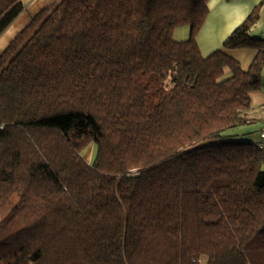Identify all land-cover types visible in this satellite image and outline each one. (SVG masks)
<instances>
[{"label":"trees","instance_id":"16d2710c","mask_svg":"<svg viewBox=\"0 0 264 264\" xmlns=\"http://www.w3.org/2000/svg\"><path fill=\"white\" fill-rule=\"evenodd\" d=\"M208 1L60 0L10 41L0 264H264V150L236 132L262 81L260 4L204 56ZM23 10L0 0V35ZM236 48L257 51L248 69Z\"/></svg>","mask_w":264,"mask_h":264},{"label":"crops","instance_id":"0c3cea01","mask_svg":"<svg viewBox=\"0 0 264 264\" xmlns=\"http://www.w3.org/2000/svg\"><path fill=\"white\" fill-rule=\"evenodd\" d=\"M60 0H22L24 10L0 35V54L10 41L19 33L41 9ZM260 4V20L251 29V34L264 38V0H209L208 16L200 28L196 40L200 51L207 56L217 49H222L224 39L250 14L253 8ZM190 25L179 26L173 31V38L182 41L190 36ZM237 59L243 69H248L257 51L252 48H236L226 51ZM252 109L250 116L253 123L237 127L238 134L250 133V139L260 138L259 129L264 121V68L261 86L250 91ZM249 136V135H248ZM264 167V165H263Z\"/></svg>","mask_w":264,"mask_h":264},{"label":"rangeland","instance_id":"374dc122","mask_svg":"<svg viewBox=\"0 0 264 264\" xmlns=\"http://www.w3.org/2000/svg\"><path fill=\"white\" fill-rule=\"evenodd\" d=\"M242 128H243V126L241 127V129ZM232 139L234 141H242V139L244 140L245 138H238L237 135H236ZM94 150H95L94 146L90 145V147L84 151V157L86 158L87 161H91L92 160L93 155H94Z\"/></svg>","mask_w":264,"mask_h":264},{"label":"built area","instance_id":"2783aa9c","mask_svg":"<svg viewBox=\"0 0 264 264\" xmlns=\"http://www.w3.org/2000/svg\"><path fill=\"white\" fill-rule=\"evenodd\" d=\"M259 133H260V138H259V140L256 141V146L259 149L264 150V121L261 123Z\"/></svg>","mask_w":264,"mask_h":264}]
</instances>
